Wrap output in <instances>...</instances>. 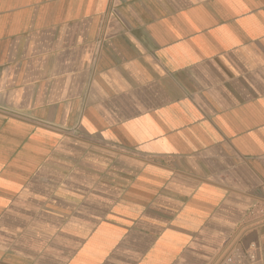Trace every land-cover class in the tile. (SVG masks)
I'll use <instances>...</instances> for the list:
<instances>
[{"label": "crops", "instance_id": "obj_1", "mask_svg": "<svg viewBox=\"0 0 264 264\" xmlns=\"http://www.w3.org/2000/svg\"><path fill=\"white\" fill-rule=\"evenodd\" d=\"M264 0H0V264H264Z\"/></svg>", "mask_w": 264, "mask_h": 264}, {"label": "built area", "instance_id": "obj_2", "mask_svg": "<svg viewBox=\"0 0 264 264\" xmlns=\"http://www.w3.org/2000/svg\"><path fill=\"white\" fill-rule=\"evenodd\" d=\"M247 219L252 228L264 225V206L258 204L252 207L247 213ZM254 260V255L248 254L240 248H234L214 264H251Z\"/></svg>", "mask_w": 264, "mask_h": 264}]
</instances>
